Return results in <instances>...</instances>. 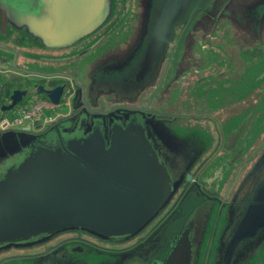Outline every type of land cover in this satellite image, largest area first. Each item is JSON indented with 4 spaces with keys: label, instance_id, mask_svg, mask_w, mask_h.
<instances>
[{
    "label": "flooded vegetation",
    "instance_id": "flooded-vegetation-1",
    "mask_svg": "<svg viewBox=\"0 0 264 264\" xmlns=\"http://www.w3.org/2000/svg\"><path fill=\"white\" fill-rule=\"evenodd\" d=\"M213 1L214 6L198 19L213 10L219 0ZM201 2L202 0H188L185 8L179 11L171 23V34L162 54L150 70L137 77L142 57L131 75L122 78L123 87L103 91L98 95L94 93L96 73L104 64L101 63L95 70H89L86 75L80 72L81 61L118 24L112 25L101 36L100 31V34L87 37L68 48H40L39 51L45 56L41 55L39 58L48 59L49 54L61 61V65L53 71L61 75L52 77H44L43 73L27 75L20 72L19 69L26 66L16 60H19L20 55L21 59L30 58L16 44L15 40L22 35L15 34L11 29L10 34L0 32V50L11 54L1 57L8 63L3 70L15 73L6 78H36L46 86L64 84L63 102L72 94L69 98L70 115L61 122L66 125H60L61 131L63 127L69 128L64 134H81L79 127L82 123L84 126L101 123L102 127L110 128L115 123H125L135 115L145 120L141 116L143 112L145 118L154 123L152 131L147 129V133H150L158 157L167 167L173 181V193L168 201L135 235L108 239L86 230H66L30 243L0 247V264H169L177 252L180 254L179 264H210L212 259L213 264H224L227 243L232 239L237 223L264 182L257 187L256 184L264 177V104L261 103L264 89H254L253 76L250 72H245L243 60L241 63L237 56L228 57L229 60L225 63L217 60L218 64L207 66H214L216 71L211 75L213 81L211 86L207 85L206 93L203 96L199 94L203 99L204 111L196 115L177 111L178 101L182 98L173 105L160 104L161 93L176 81L182 62L181 60L174 74L170 73L171 62L183 31L181 20L185 15L180 14L187 6L197 10ZM129 5L130 0L117 1L115 17L119 18L118 23L126 19ZM196 5L198 6L195 7ZM191 14L189 12L185 18L191 21ZM242 14L243 21L248 26L246 28L252 25L253 29L256 26L259 30L264 23V1L257 9L250 11V15L248 12ZM156 19L157 17L154 23ZM152 26L153 24L149 25L145 33L147 37L142 46L143 56L151 38ZM188 32L184 39L185 49ZM174 35L176 39L173 42ZM137 47L138 45L135 48ZM167 50L170 51L169 57H165ZM69 62H72L71 66L67 64ZM207 67L198 74L200 77L205 76ZM111 69L114 68L108 70ZM192 75L190 73L187 76ZM134 81L140 84L134 86ZM35 83L39 82L32 85ZM215 88L217 94L211 104L208 91ZM29 89L33 90L34 86ZM131 90H134L133 94L129 93ZM7 95L6 103L10 101V94ZM188 104L192 105L186 101V105ZM145 107L148 109L142 110ZM229 108L237 111L222 117L221 112ZM85 117L86 120H83ZM207 120L213 121V127ZM22 156L23 152L4 159L0 162V172ZM216 175H219L217 179ZM226 192H231L227 199L224 196ZM215 240H218V244H215ZM188 244L192 245L190 251ZM263 251L264 228L240 240L230 264H238L256 252L252 263Z\"/></svg>",
    "mask_w": 264,
    "mask_h": 264
},
{
    "label": "water",
    "instance_id": "water-1",
    "mask_svg": "<svg viewBox=\"0 0 264 264\" xmlns=\"http://www.w3.org/2000/svg\"><path fill=\"white\" fill-rule=\"evenodd\" d=\"M117 1L0 0V32L21 34L15 41L30 55L27 62L31 59L40 63L29 67L25 61L26 67L20 72L43 73L44 77L61 75L53 72L56 67L49 63L55 56L39 58L42 55L39 49L68 48L100 31V36L106 33L117 19ZM138 1L142 2V10L145 8L147 32L150 0ZM187 2L166 1L151 28L137 77L159 60L171 34V23ZM33 86L36 92L61 103L62 112L41 128L0 129V162L23 152L19 160L0 172V247L30 243L71 229L108 239L139 233L173 193L167 167L160 161L147 133L154 123L142 112L145 120L135 115L110 128L102 127L101 123L87 126L82 123L81 134L67 135L63 132L69 128L63 127L61 131L60 125H66L61 122L70 115L72 94L63 102L64 84ZM6 91L10 101L1 104L3 110L13 108L30 90L17 87L11 93L9 88ZM262 228L264 182L227 243L224 264L231 263L240 240ZM191 248L188 244L189 251ZM179 258L177 252L170 263L179 264Z\"/></svg>",
    "mask_w": 264,
    "mask_h": 264
},
{
    "label": "trees",
    "instance_id": "trees-1",
    "mask_svg": "<svg viewBox=\"0 0 264 264\" xmlns=\"http://www.w3.org/2000/svg\"><path fill=\"white\" fill-rule=\"evenodd\" d=\"M263 1L219 0L213 10L198 19L193 30L186 37V49L176 81L163 90L160 104L173 105L182 98L181 93L186 75L190 73L198 75L204 67L214 65L217 60L219 63H225L229 60L228 57L237 56L241 63L243 60L244 69H246L244 71L250 72L253 76L254 89L263 90L264 77L259 76L264 74V23L259 30L256 26L253 29L252 25L246 28L248 26L242 18V13L248 12L250 15V11L257 9ZM146 25L145 8L142 10V2L134 0L133 4L129 5L126 19L107 33L81 61L80 72L87 75L89 70H95L102 62H107L115 56L120 55L127 59L137 46L140 36L145 34ZM0 81V104H5L8 99L7 88L11 92L15 87L32 88L34 82L40 83L36 78H6L1 73ZM208 92L209 100L213 104L217 88L209 89ZM38 97L39 99L47 98L44 93H38L34 89L30 90L13 108L0 109L2 115L12 117L19 109L33 104ZM32 99L33 102H31ZM261 103L264 104V97ZM255 253L247 256L238 264H250Z\"/></svg>",
    "mask_w": 264,
    "mask_h": 264
},
{
    "label": "rangeland",
    "instance_id": "rangeland-1",
    "mask_svg": "<svg viewBox=\"0 0 264 264\" xmlns=\"http://www.w3.org/2000/svg\"><path fill=\"white\" fill-rule=\"evenodd\" d=\"M196 1H199V0H196ZM133 2H134V0H130V6L133 4ZM165 2H166V0H150L148 26L149 25L151 26L152 24H154V19L156 17H158V15L161 12V9H162L163 5L165 4ZM213 4H214L213 0H202V2L200 3L201 8L198 6L199 4L195 6V7L198 6L197 10H194V8H190L189 6H187L186 10L182 11V13L180 14V15L183 14L185 16H188L189 12H191L192 14H191L190 18H192V20L191 21L187 20L189 18H185V16L181 20V17H180V20L182 22V24L181 23L180 24L182 25L183 31H182V34L180 37L181 42L179 43L178 48L175 52L174 58L171 62L172 67H171V69L169 68L171 70L170 73L174 74L176 69L179 67L180 61L183 58L184 51H185V46L183 47V45L185 43L184 39H185L186 33L191 28H192L191 30H193V26L196 23V20L205 11H208L209 9H211L214 6ZM189 5H192V4L190 3ZM220 7H222V6H220ZM118 20H119V18L115 19L114 24L117 25ZM183 25H185V27ZM146 37H147V34H143L140 36L138 44H137L138 45L137 49L135 48L136 50L134 49L127 59L124 56H120V55L115 56L113 58H110V60L107 61L106 63H104V66H101L99 68L100 70L96 73L97 78H96V81L94 84V93L96 95L100 94L103 91L114 90V89H119V88L123 87L124 81H122V78L130 76L132 73V70H134L137 67V63L143 57L142 46H143L144 40H146ZM175 39H176V35H174L172 41L174 42ZM169 52H168V50L166 51L165 57L166 56L169 57V55H170ZM57 53H59V52H57ZM9 55H11V54H9ZM2 56H5V54L0 51V69H2L1 74H4L5 77L11 76V74H15L14 72L3 70L4 67L8 65V63H6L2 59L3 58ZM51 59L49 61L50 64L54 65L55 67H59L61 65V61L56 60L57 59L56 56L51 58ZM16 61H18V63L22 62L24 64L25 61L26 62L28 61V59H26V58L21 59V57H20L19 60H16ZM29 61H30L29 63L27 62V65L29 67H36L38 64H40V63L36 64L34 61H31V59H29ZM169 63H170V60L168 61L167 66L169 65ZM67 64L69 66H71L70 64H72V62H69ZM120 64L122 65V68L120 67L121 66ZM216 64H218V63H214V65H216ZM117 66H119L120 68ZM115 67H117V68H115ZM110 68H114V69L108 70ZM214 69H215L214 66L207 67V70L204 73L205 76H203V77H200L199 75L196 76V74H193L192 77H188L187 75L185 76L184 84H183V92L181 93L182 99H181V101H178L179 105H178L177 111H181V112H184L186 114L191 113L194 115L201 113V111H204V108L202 107L203 99L201 98V95L203 96V94L206 93V91H207L206 88L208 87L207 85H210L212 83L213 77L211 75L213 74V72L216 71ZM159 73L161 74L162 72H159ZM261 76L264 77V74H261ZM240 77H243V76L241 75ZM173 78H174V76H173ZM138 83L139 82L134 81V86L138 85ZM214 83H216V82H214ZM129 93L133 94L134 90L129 91ZM199 94H201V95H199ZM188 96H189V98H188ZM39 98L40 97L36 98V100ZM33 101L34 100L32 99L31 102H33ZM186 101L191 102L192 105L191 106L189 104L186 105ZM55 110H45L43 113L37 114L35 116L36 122L41 123L43 121V118L45 117V115H47L49 113H54ZM231 110L232 109L229 108L225 111H222L220 115L222 117L223 116L225 117L226 115H229L230 113L237 111V109L232 110V111ZM174 112H176V108H175ZM213 112L216 113L214 110H213ZM207 121L213 127V125H212L213 121H210V120H207ZM221 175H222V173H221ZM218 176L219 175H216L215 179H217ZM258 180L259 179H257V182H258ZM263 181H264V177L256 184L257 187ZM230 193L231 192L224 193V196H226L225 197L226 199L230 195ZM241 207L242 206H240V208ZM221 222L223 223V220ZM220 230H221V228L218 230V234L220 233ZM218 234H217V236H218ZM214 242H215V244L216 243L218 244V240H215ZM213 257H214V253H213ZM210 264H213V259H212V262ZM251 264H264V251L260 255H258L256 257V259Z\"/></svg>",
    "mask_w": 264,
    "mask_h": 264
},
{
    "label": "built area",
    "instance_id": "built-area-1",
    "mask_svg": "<svg viewBox=\"0 0 264 264\" xmlns=\"http://www.w3.org/2000/svg\"><path fill=\"white\" fill-rule=\"evenodd\" d=\"M1 84V81H0ZM1 109V104H0ZM56 109V110H55ZM45 110H55L54 113H49L43 118V124L37 126L38 123L35 120L37 114L43 113ZM62 112L61 103H56L48 98H41L36 100L27 108H21L17 111L15 115L7 116L2 115L0 110V129L12 128V127H33L41 128L44 125L48 124L51 120L55 119L57 115Z\"/></svg>",
    "mask_w": 264,
    "mask_h": 264
}]
</instances>
